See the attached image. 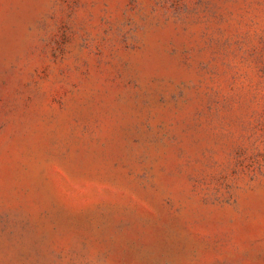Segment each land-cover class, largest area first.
I'll return each instance as SVG.
<instances>
[{"label": "rangeland", "instance_id": "374dc122", "mask_svg": "<svg viewBox=\"0 0 264 264\" xmlns=\"http://www.w3.org/2000/svg\"><path fill=\"white\" fill-rule=\"evenodd\" d=\"M0 264H264V0H0Z\"/></svg>", "mask_w": 264, "mask_h": 264}]
</instances>
